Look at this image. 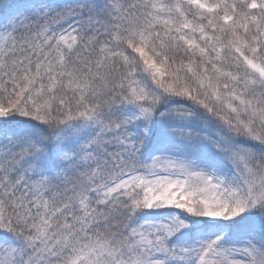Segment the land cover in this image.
<instances>
[{
	"label": "snow or ice",
	"instance_id": "6c2138e0",
	"mask_svg": "<svg viewBox=\"0 0 264 264\" xmlns=\"http://www.w3.org/2000/svg\"><path fill=\"white\" fill-rule=\"evenodd\" d=\"M0 264H264V0H0Z\"/></svg>",
	"mask_w": 264,
	"mask_h": 264
}]
</instances>
